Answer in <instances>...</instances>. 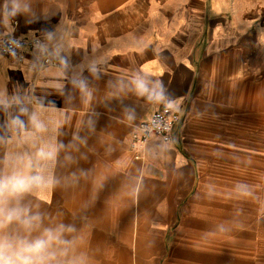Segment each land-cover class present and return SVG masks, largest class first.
<instances>
[{
	"label": "crops",
	"instance_id": "1",
	"mask_svg": "<svg viewBox=\"0 0 264 264\" xmlns=\"http://www.w3.org/2000/svg\"><path fill=\"white\" fill-rule=\"evenodd\" d=\"M11 33L45 52H0V172L56 156L9 201L39 228L6 232L73 229L62 264H264V0H0Z\"/></svg>",
	"mask_w": 264,
	"mask_h": 264
},
{
	"label": "clouds",
	"instance_id": "2",
	"mask_svg": "<svg viewBox=\"0 0 264 264\" xmlns=\"http://www.w3.org/2000/svg\"><path fill=\"white\" fill-rule=\"evenodd\" d=\"M55 156V146L45 145L37 150L35 157L17 154L5 161L9 170L0 172V264H62L59 257L61 253H67V246L71 243L63 238V234L73 229H66L61 224L55 228H44L39 236L27 239L6 232L13 223H18L29 232L39 228V215L28 216L24 209L9 206V201L34 187L50 183V179L46 180L33 168L34 164H46ZM67 264H82V261L72 259Z\"/></svg>",
	"mask_w": 264,
	"mask_h": 264
},
{
	"label": "built area",
	"instance_id": "3",
	"mask_svg": "<svg viewBox=\"0 0 264 264\" xmlns=\"http://www.w3.org/2000/svg\"><path fill=\"white\" fill-rule=\"evenodd\" d=\"M43 43L39 38L18 37L14 34H7L3 37L0 44V52L4 56L20 60L26 50L43 56L45 50ZM45 64L54 63V60L44 55ZM180 114L170 106H163L158 109L149 121L140 124V135L138 138L141 146L149 139L151 135L160 136L166 143L171 139L173 128L180 120Z\"/></svg>",
	"mask_w": 264,
	"mask_h": 264
}]
</instances>
